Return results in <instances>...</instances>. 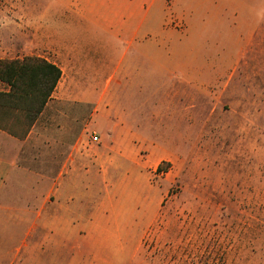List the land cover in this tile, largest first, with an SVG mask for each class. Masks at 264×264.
<instances>
[{
  "label": "rangeland",
  "instance_id": "1",
  "mask_svg": "<svg viewBox=\"0 0 264 264\" xmlns=\"http://www.w3.org/2000/svg\"><path fill=\"white\" fill-rule=\"evenodd\" d=\"M134 3L114 36L0 0V60L63 71L17 139L0 264H264V0H145V41Z\"/></svg>",
  "mask_w": 264,
  "mask_h": 264
},
{
  "label": "trees",
  "instance_id": "2",
  "mask_svg": "<svg viewBox=\"0 0 264 264\" xmlns=\"http://www.w3.org/2000/svg\"><path fill=\"white\" fill-rule=\"evenodd\" d=\"M61 79L62 70L39 57L0 60V83L7 87L0 91V130L16 139H26Z\"/></svg>",
  "mask_w": 264,
  "mask_h": 264
},
{
  "label": "crops",
  "instance_id": "3",
  "mask_svg": "<svg viewBox=\"0 0 264 264\" xmlns=\"http://www.w3.org/2000/svg\"><path fill=\"white\" fill-rule=\"evenodd\" d=\"M139 1L141 2L140 7H138V13H139L138 19L140 23L139 28L142 29V34L145 35L142 41H145L147 40L146 38L151 37L152 30L158 33L159 27H156V25L151 21L150 18L151 16L149 15L151 6L148 5L146 7L145 0H139ZM94 2L95 4H93V0H65V4L61 5V7H63L62 11L64 12H68V13L70 12L75 14V16H72L74 22L75 21L80 23L93 22L94 25L100 27V29L109 32V34H112L114 36H118V34H120L121 31L127 29L126 27L128 26V23L134 21L135 0H123V3H121L120 6L116 5L115 0H94ZM72 18L70 19V21L72 20ZM134 39L135 38H133L132 40L133 42ZM69 45H70V49H69L70 52L72 51L74 52L75 51L74 48L78 49L76 47L77 43H70ZM31 57H35V56H31ZM36 57L42 58L40 56H36ZM42 59H45L57 65L55 62H52L47 58H42ZM62 77H63V71H62ZM54 94L50 102H52L54 98ZM18 146L19 144L16 138L0 130V215H4V216L8 215L7 208L4 205L9 203L6 199L1 198V193H2V189L5 187V182H7L12 171L15 169L17 165L16 154H17ZM66 183L67 182H65V184ZM11 211L12 212L14 211L13 214L17 213L16 210H11ZM65 214L66 211L63 214L64 217L67 216ZM70 216H71V212L70 209L68 208V217L70 218ZM65 228L66 227L64 226V229Z\"/></svg>",
  "mask_w": 264,
  "mask_h": 264
},
{
  "label": "built area",
  "instance_id": "4",
  "mask_svg": "<svg viewBox=\"0 0 264 264\" xmlns=\"http://www.w3.org/2000/svg\"><path fill=\"white\" fill-rule=\"evenodd\" d=\"M94 140H95V141H97V140H98V138H97V137H94Z\"/></svg>",
  "mask_w": 264,
  "mask_h": 264
}]
</instances>
